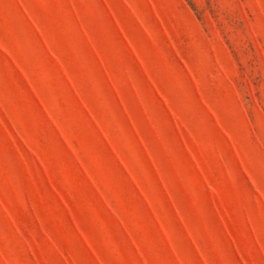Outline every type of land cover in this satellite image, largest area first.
Listing matches in <instances>:
<instances>
[{"label": "rangeland", "instance_id": "1", "mask_svg": "<svg viewBox=\"0 0 264 264\" xmlns=\"http://www.w3.org/2000/svg\"><path fill=\"white\" fill-rule=\"evenodd\" d=\"M0 264H264V0H0Z\"/></svg>", "mask_w": 264, "mask_h": 264}]
</instances>
